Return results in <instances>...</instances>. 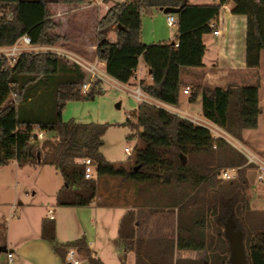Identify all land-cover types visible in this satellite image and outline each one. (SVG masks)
Wrapping results in <instances>:
<instances>
[{
	"label": "trees",
	"instance_id": "1",
	"mask_svg": "<svg viewBox=\"0 0 264 264\" xmlns=\"http://www.w3.org/2000/svg\"><path fill=\"white\" fill-rule=\"evenodd\" d=\"M229 1L232 14L246 17L245 65L258 68L260 52L264 50V0L203 4L187 0H123L109 5L98 18L94 54L104 62L105 74L120 83L134 78L139 62L143 63L151 80H141L139 87L163 103L177 105L182 86H189L188 101L195 103L203 95L205 116L239 139L243 129L257 126L262 110L258 86H230L225 90L220 86L202 89L201 84L206 49L203 36L213 32L209 22ZM50 3L78 5L84 0H0V46H9L22 35H28L34 46H52L60 41L63 37L56 32L60 22L52 19ZM164 7L178 8L176 40L144 44L142 15ZM184 68H194L193 77L195 70H202L196 76L199 79L184 83ZM87 80L89 86L82 92L80 88ZM102 92L99 77H89L83 66L60 53L24 51L14 62L1 59L0 166L13 161L18 153L24 156V163L53 166L64 182L55 195L58 205L85 206L94 199L96 180L84 178L81 163L86 157L96 163L97 178L120 177L174 192L179 221L175 246L187 250L205 246L209 251L202 259L172 260L169 256L151 261L141 258L136 248V264H229L223 223L231 213L236 229L243 232L247 264H264V209H252L247 197L246 172L254 164L228 141L214 139L206 126L141 100L136 122L125 121L137 128L133 166L116 167L100 151L105 124L62 118L67 102L93 99ZM36 127L45 131L41 140L31 136ZM224 167H235V175L220 178L217 170ZM125 219L124 216L122 225ZM181 219L193 228L182 226ZM198 232L202 233L200 241ZM41 236L54 240L51 220H42ZM70 247L85 254L90 264H103L90 255L83 239L55 244L54 251L62 264H69L65 257Z\"/></svg>",
	"mask_w": 264,
	"mask_h": 264
},
{
	"label": "crops",
	"instance_id": "2",
	"mask_svg": "<svg viewBox=\"0 0 264 264\" xmlns=\"http://www.w3.org/2000/svg\"><path fill=\"white\" fill-rule=\"evenodd\" d=\"M104 1L106 2L107 0ZM201 1L197 0V2L190 4L211 3V1ZM231 6V1L224 4L214 19L219 29V34L214 35L213 33H209L213 37L210 45L213 50V57L209 64L203 63L202 89L206 86H220L227 90L228 87L225 88L224 86H243L254 83L258 84L259 82V69L262 66L264 50L260 52V66L258 68L250 69L246 67V17L244 15L232 14L230 12ZM48 7L52 13V19L60 22V26L56 29V32L63 38L52 46H35V48L66 55L83 66L87 72H91L88 70V67H93L96 75L102 77L103 73H105V64L98 60L94 54L96 31L94 30L92 33H89L82 30L77 24L75 26L72 24L71 27L73 28H70L68 24V21H70L69 16L74 18L73 16L76 13L88 12L93 7L91 2L84 0V3L78 5L50 3ZM52 10H55L56 13L53 14ZM97 20L98 18L95 19L94 28ZM153 35L154 37L156 36L154 32ZM169 40L170 37H164L152 40L151 43L161 44L167 43ZM204 44L207 49L206 43ZM191 71H194V69H186L184 71L185 79L190 75ZM87 74L89 77L92 75V73ZM104 76L129 87V89L137 87L141 80L148 82L151 80L147 69L141 62H139L138 68L135 71L134 78L127 83H120L106 74ZM260 84L258 88L259 105L261 106V102H264V95L262 94L264 81H261ZM185 86L187 85L182 86V91ZM143 100L176 114H182L181 116L194 122L193 116L195 115L179 111L177 109L178 104L169 105L146 94H144ZM198 101L200 102V114L208 121H213L204 114L203 95ZM261 109V113L257 119V126L255 128L243 129L241 140L248 143L250 140H253L256 143L264 135V131L262 132L263 134L260 132L264 125V120L262 119L264 106ZM38 131L41 130L36 127L34 132ZM42 134L44 136L45 131H42ZM260 154L258 156L264 162V152L260 150ZM105 160L108 161L106 158ZM23 161L24 156L18 153L17 157L10 162L14 165L13 173L15 175L19 174L22 164H24ZM32 164L33 170L43 165L41 163ZM0 173L6 174V171L1 166ZM52 174V180H50L51 191L48 195L43 193L38 194L37 190L32 192V198L30 199H27L29 197L27 193L24 197L18 193L15 194L16 203L19 204L20 215L17 221L21 223L20 230L18 231L20 239L14 243L13 247L6 248V254L7 252L12 253L11 263L7 261L6 255L7 264H62L61 258L54 251L55 244L70 243L78 239H83L90 255L99 258L103 264H136V248H139L141 258L144 257L146 260L151 261L152 259H160L162 257L167 259L169 256L172 257V260L178 258L202 259L209 251L205 246L198 250L178 249L175 246L179 228L178 206L174 204L175 199L170 200V202L166 197V194H170L173 197L174 192L167 193V191L153 189L150 184L138 185L128 183L129 181H120V185L129 184L124 185L126 187L124 191L101 192L100 189L103 182H110L108 185H113L115 181H110V179L105 180L103 176L98 178L96 176V193L90 204L85 206L58 205L55 195L62 187L63 181H59L57 178V174L59 173L56 169ZM258 174L259 172L255 165L247 169L246 172L248 187L253 192L249 200V206L252 209H264V180H258ZM105 192L111 195L115 194L113 199L105 197L103 195ZM153 196L164 199L161 201V204L157 205L154 204ZM124 216L127 219H125L122 225L121 222ZM7 218L5 233L6 237H9L11 225L9 213ZM43 219H49L53 222L54 240L41 238ZM181 225H184L183 219H181ZM70 248L74 250V256L80 261V264H90L85 254L79 252L76 247ZM1 249L0 247V251ZM204 262L207 264L206 261Z\"/></svg>",
	"mask_w": 264,
	"mask_h": 264
},
{
	"label": "rangeland",
	"instance_id": "3",
	"mask_svg": "<svg viewBox=\"0 0 264 264\" xmlns=\"http://www.w3.org/2000/svg\"><path fill=\"white\" fill-rule=\"evenodd\" d=\"M93 7L88 10V12L84 11L83 13H76L72 18L69 16L70 21L68 24L71 27L72 24L79 25L82 30L86 32L92 33L94 28V22L96 18L101 17L107 7L114 3H120L123 0H89ZM211 1L212 0H202ZM188 3L197 2V0H187ZM53 14H55V10H52ZM175 15V14H174ZM73 20V21H72ZM67 25V22H66ZM76 28V27H75ZM73 32V31H72ZM155 33V37L153 35ZM110 33V32H109ZM177 36L176 25H168L166 22V13L161 12L160 10L153 9L150 14L142 15V28H141V40L144 44H151L152 40H158L164 37H170V41H175ZM154 38V39H153ZM212 36L210 34H205L203 37L204 43L207 45V49L205 50L204 56L202 58V62L205 64H209L211 58L213 57V50L211 49V41ZM32 51H42L40 48L33 49ZM264 56V55H263ZM260 66V65H259ZM194 69V68H191ZM196 69V68H195ZM199 69V68H198ZM186 69L181 70V78L183 82L189 83L191 80H198L199 74L202 70H195L196 76L193 77V73H190L184 78V71ZM91 73V72H87ZM198 74V75H197ZM102 77V89L103 92L94 96L93 99H85L78 101H69L66 103L64 110L62 111L63 120L73 119L77 122L83 123H101L105 124L106 128L104 133L101 136L102 144L100 146V151L104 158L110 161L116 167L124 166L126 168H130L133 166V148L138 144L137 137V128L135 129L133 126L126 123V119H129L131 122H136V110L139 101L132 95L131 89L124 85H121L117 82L112 81L111 79L104 76ZM264 81V58L262 62V66L259 69V82L257 84L260 87V82ZM85 83H89L88 80ZM225 88L230 86H224ZM188 95L183 93L182 89L179 93V101L177 105V109L182 112H188L193 116V120L197 124H201L210 129L214 138H223L228 141L232 146H234L237 150H239L242 154L244 153H253L259 159L260 150L264 152V135L259 138L258 142H253V140L249 143L241 140V137L238 139L233 135L223 131L218 126L217 128L213 123L208 121L202 114H200V102L197 101L195 103H190L187 99ZM264 106V102H261V107ZM182 115V114H181ZM185 116V115H184ZM264 120V113L262 116ZM264 131V125L261 128V133ZM242 133V131H241ZM263 134V133H262ZM250 136V135H249ZM250 138V137H249ZM125 147H130V153L127 154L124 151ZM244 155V154H243ZM261 155V154H260ZM245 156V155H244ZM246 157V156H245ZM184 159V158H183ZM247 159V158H246ZM38 163H35V165ZM33 164L24 163L22 164V168L18 175L13 173L14 165L9 162L5 166H1L2 169L6 171V174L0 173V247L2 248L0 251V264H7L6 262V248H11L14 246V243L20 239L19 230L20 224L17 219L20 215L19 213V204L16 203L15 194L18 193L24 197L27 193L28 198H32V192L37 190L38 194L43 193L48 195L51 191L50 180H52V173H54L55 168L49 165H42L40 168L33 170ZM225 168V167H224ZM222 169V168H220ZM104 179H110V181H115L113 185H108L110 182H103L101 184V192L104 191H120L126 188L124 185L129 184H121L120 181H129L128 183H135L138 185H144L143 182H136L133 180H124L120 177L114 176H103ZM57 178L59 181H63L62 177L57 174ZM64 183V182H63ZM63 185V184H62ZM153 189H159L157 186H153ZM160 191H167L166 189H160ZM167 193H169L167 191ZM251 194L253 192L247 187V197L250 200ZM105 197L108 199H113L114 195L108 194L107 192L103 193ZM168 200H173L176 198L175 196H170V194H166ZM154 204H161L163 201L160 197L153 196ZM171 202V201H170ZM156 206V205H155ZM9 213V219L11 220L9 237H6L5 224L8 221L7 215ZM195 218V217H194ZM24 221V220H23ZM188 225V226H186ZM187 228H193L192 224H188L187 221L184 220V225ZM196 228V227H195ZM212 231V230H211ZM21 232V231H20ZM31 232V231H30ZM29 232V235H30ZM205 232V229L204 231ZM28 235V236H29ZM202 233H197V240H201ZM41 238H43L41 236ZM45 239V238H44ZM17 253V252H16ZM15 253V258H16ZM201 255V254H200Z\"/></svg>",
	"mask_w": 264,
	"mask_h": 264
},
{
	"label": "built area",
	"instance_id": "4",
	"mask_svg": "<svg viewBox=\"0 0 264 264\" xmlns=\"http://www.w3.org/2000/svg\"><path fill=\"white\" fill-rule=\"evenodd\" d=\"M166 22L168 25L176 24L175 15L171 14V13H167L166 14ZM209 26L214 29L212 32L214 35L219 34V29L217 28L214 20H211L209 22ZM175 45H177V44H175ZM33 49L35 50L36 48L34 45H32L30 37L28 35H22L19 38H17L13 44H11L9 46H0V60L5 58L9 62H14L20 53H22L24 51H32ZM88 70L91 71V73H92L91 76H97L93 67H88ZM97 77L101 78L100 76H97ZM247 85L257 86L256 83L247 84ZM88 86H89V83L82 84V86L80 88L81 91L85 92L87 90ZM189 91H190L189 86H185L183 88V93L189 94ZM131 93L138 101H141L144 99V94L141 91L139 85L137 87L133 88L131 90ZM262 94L264 95V90L262 91ZM210 122L213 123L214 126L217 128V124L215 122H213V121H210ZM31 136H32V138L35 137L37 139L43 138L42 131L33 132L31 134ZM214 139H217V137ZM130 150H131L130 147L124 148V151L126 153H130ZM243 154L246 156L247 162L253 163L256 166V168L258 169V172H259V174L257 176L258 180L263 181L264 180V162L261 159H259L253 153H244L243 152ZM81 163L84 166V178L95 179L96 178V163L88 157L82 158ZM235 171H236L235 167H229V168L226 167V168H222V169L217 170V175L222 179H230L235 175ZM6 255H7V261L9 263H11L12 253L7 252ZM65 261L69 264H80V261L77 258H75V256H74V250L71 248L68 249L66 252Z\"/></svg>",
	"mask_w": 264,
	"mask_h": 264
},
{
	"label": "water",
	"instance_id": "5",
	"mask_svg": "<svg viewBox=\"0 0 264 264\" xmlns=\"http://www.w3.org/2000/svg\"><path fill=\"white\" fill-rule=\"evenodd\" d=\"M163 13L176 14L178 8L174 7H164L161 8ZM185 158L183 159V162ZM231 213L226 221L223 223L224 237L227 240L229 247V264H247V256L245 252V246L243 241V232L240 229H236V225L232 220Z\"/></svg>",
	"mask_w": 264,
	"mask_h": 264
}]
</instances>
